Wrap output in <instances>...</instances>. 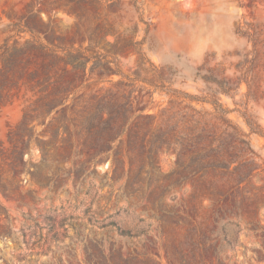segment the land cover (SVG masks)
<instances>
[{
	"label": "rangeland",
	"instance_id": "obj_1",
	"mask_svg": "<svg viewBox=\"0 0 264 264\" xmlns=\"http://www.w3.org/2000/svg\"><path fill=\"white\" fill-rule=\"evenodd\" d=\"M88 37L116 59H94L101 52L90 47ZM47 39L57 47H81L90 58L86 77L76 72L80 76L68 105L82 96L116 92L121 78L115 69L132 80L128 128L144 115L177 112L184 105L208 112L206 118L215 122L210 101H218L248 136L257 174L252 186H262L264 137L250 132L243 115L264 132V0H0V47ZM124 42L136 44L152 64L147 71L140 70L131 45L124 53L117 50ZM154 69L177 97L154 89L160 85ZM26 104L19 100L0 108V142L6 147ZM70 119L69 111L61 110L60 132L50 127L53 116L31 125L33 141L25 155L30 174L18 176L19 196L0 192L7 215L0 217V264H113L112 244L123 247L124 257L135 250L156 264H170V247L187 251L190 228L213 229L217 206L191 199L195 177L175 185L179 157L173 146L154 161L144 154L130 167L123 156L117 165L112 153L83 149L82 132ZM157 126H164L159 117L151 125ZM35 138L52 142L45 155ZM259 222L264 226L262 213ZM121 232L138 237L122 238ZM252 241L227 252L234 256L228 264H264L255 259Z\"/></svg>",
	"mask_w": 264,
	"mask_h": 264
},
{
	"label": "trees",
	"instance_id": "obj_2",
	"mask_svg": "<svg viewBox=\"0 0 264 264\" xmlns=\"http://www.w3.org/2000/svg\"><path fill=\"white\" fill-rule=\"evenodd\" d=\"M88 42L90 47L101 52L94 59L102 60L111 56L116 59L114 54L99 47L91 37H88ZM130 45L139 56L140 70L147 71L146 65L152 64L136 49V44L124 42L117 50L124 53ZM89 60L81 47H57L49 39L45 44L26 41L9 45L5 42L0 47V108L19 100L27 103L23 107L21 121L10 128L7 134V147L0 142V192L20 195L21 180L18 176L30 174L26 168L25 155L29 153L33 141L34 127L31 125L53 116L50 127L55 126L56 131H63L64 127L58 125L61 110L65 109L69 111L70 121L77 132H82V148L112 153L114 164L120 165L125 156L132 167L144 154L154 161L162 150H169L173 146L179 157L177 168L173 171L176 182H179L175 185L179 186L180 180L193 181L195 177L191 199H208L217 206L213 229L208 230V225L204 226L203 232L190 228L185 234L187 251H181L178 245L170 247L171 252L167 254L170 264H228L234 256H228L227 252H233L238 246L243 247L244 241L251 239V251L256 254L255 259L263 261L264 226L260 225L259 215L262 213L264 216V169L258 174L262 186L253 188L252 180L257 174L254 175L251 169L254 162L250 159L253 153L248 136L226 117L228 111L218 101L211 99L215 122L206 118L211 115L208 112L184 105L177 112L162 111L159 116L144 115L128 128L132 99L127 96V92L133 94L135 90H132V80L119 69L114 70L121 78L117 82L116 92L109 90L105 94L82 96L73 104H66L77 88L75 83L80 75L76 72L82 70L81 77L84 79ZM154 72L159 76L156 69ZM70 73H74L71 79L66 78ZM159 80L160 85L155 86V90L167 91L172 96L178 94L165 85L166 79L159 76ZM28 94H31L30 98H26ZM183 98L209 103L206 99L187 94ZM157 117L164 126L152 128ZM243 117L250 132L264 137L258 125L246 115ZM124 135L125 143L121 141ZM34 141L44 155L52 144L51 141L43 142L36 138ZM118 141L120 143L114 145ZM6 216L5 209L0 205V217ZM119 236L128 239L138 237L122 232ZM112 249L117 261L113 264H156L153 259L135 250L127 251L128 256L124 257L121 254L123 247L112 244Z\"/></svg>",
	"mask_w": 264,
	"mask_h": 264
}]
</instances>
